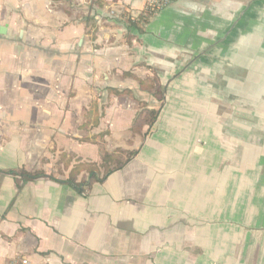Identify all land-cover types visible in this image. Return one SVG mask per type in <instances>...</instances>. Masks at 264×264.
Listing matches in <instances>:
<instances>
[{
    "label": "crops",
    "instance_id": "1",
    "mask_svg": "<svg viewBox=\"0 0 264 264\" xmlns=\"http://www.w3.org/2000/svg\"><path fill=\"white\" fill-rule=\"evenodd\" d=\"M19 259L264 264V0H0V264Z\"/></svg>",
    "mask_w": 264,
    "mask_h": 264
},
{
    "label": "built area",
    "instance_id": "2",
    "mask_svg": "<svg viewBox=\"0 0 264 264\" xmlns=\"http://www.w3.org/2000/svg\"><path fill=\"white\" fill-rule=\"evenodd\" d=\"M133 1H142L145 3L146 8L150 12H155L172 5V3L175 0H133ZM7 264H28V262L25 259H19V260L11 261Z\"/></svg>",
    "mask_w": 264,
    "mask_h": 264
},
{
    "label": "trees",
    "instance_id": "3",
    "mask_svg": "<svg viewBox=\"0 0 264 264\" xmlns=\"http://www.w3.org/2000/svg\"><path fill=\"white\" fill-rule=\"evenodd\" d=\"M151 13H153V12H151ZM154 116H153V119H151V121L152 120H155V117L157 116V113H154V112H151ZM133 154H131L130 156H132ZM110 161H112V157H110V156H106L105 158H104V165L106 166V167H108L109 166V164L111 163ZM122 165H123V163L121 162L120 164H117L116 165V167L115 168H113V169H115V170H119L121 167H122ZM112 169H107L106 170V173L107 174H110L112 171H111ZM22 176L23 177H26V178H28V179H35V178H37V177H41L42 175H36V176H32V175H30V174H28V173H22ZM93 178V177H92ZM96 181H98V182H101L103 179H101V178H99V177H96V179H95ZM69 184H71L72 186H74L76 189H78L80 192H83L84 191V187H85V185H83V184H81V185H77V184H75L74 182H70ZM87 186H89V185H87Z\"/></svg>",
    "mask_w": 264,
    "mask_h": 264
},
{
    "label": "rangeland",
    "instance_id": "4",
    "mask_svg": "<svg viewBox=\"0 0 264 264\" xmlns=\"http://www.w3.org/2000/svg\"><path fill=\"white\" fill-rule=\"evenodd\" d=\"M120 155H121V157H122V155H124V154H121V153H120ZM116 159H117V158H113V160L110 161L111 163L109 164L108 167H106V169H104L103 166H102L101 164H97V170H98L99 172H103V173H104L105 170H107V169L115 168L117 164H120V163L122 162V161H120L119 159H118V160H116ZM122 159H124V156H123ZM99 176H101V175H99Z\"/></svg>",
    "mask_w": 264,
    "mask_h": 264
}]
</instances>
